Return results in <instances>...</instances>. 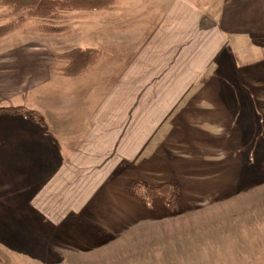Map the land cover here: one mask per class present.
Listing matches in <instances>:
<instances>
[{
  "label": "rangeland",
  "instance_id": "obj_1",
  "mask_svg": "<svg viewBox=\"0 0 264 264\" xmlns=\"http://www.w3.org/2000/svg\"><path fill=\"white\" fill-rule=\"evenodd\" d=\"M203 1L194 4L202 7ZM162 13L150 0H117L109 9L27 18L26 11L16 14L0 2V25L23 17L0 38V46L12 33L26 49L44 42L63 57L65 77L87 73L89 106L77 90L66 94L69 115L76 117L83 105L96 109L97 86L92 85L98 75L91 76L90 68L79 76L66 75L67 52L94 47L87 48L98 51L92 66L100 68L101 88L109 89L159 30ZM126 30L132 31L128 39L121 35ZM244 53L238 62L255 69L258 58L247 49ZM211 75L210 69L188 91L136 160L125 161L62 225L47 223L40 229L30 204H0V264H264V84L251 83L257 75L239 72L246 83L232 92L229 113L211 116L218 100L210 89ZM71 124L80 126L76 118ZM131 179L149 187L177 183L179 198L172 207L155 197L144 205L128 192Z\"/></svg>",
  "mask_w": 264,
  "mask_h": 264
},
{
  "label": "crops",
  "instance_id": "obj_2",
  "mask_svg": "<svg viewBox=\"0 0 264 264\" xmlns=\"http://www.w3.org/2000/svg\"><path fill=\"white\" fill-rule=\"evenodd\" d=\"M150 4L163 10L161 27L109 89L100 86V68L90 67L88 73L95 79L98 75L92 85L97 86V107L91 111L83 105L76 117L69 115L66 94L77 90L82 94L79 100L89 106L87 73L65 77L60 69L63 57L44 42L26 49L13 33L1 39L0 108L22 107L43 119L0 113L3 207L30 204L40 229L47 223L62 225L84 209L125 161L136 160L210 69L214 82L210 89L218 98L211 116L229 113L235 102L232 92L246 83L239 80V72L257 75L251 83L264 84V0H204L202 7L194 0H150ZM120 27L126 28L122 23ZM131 32L121 35L128 39ZM245 49L252 59L258 58L252 63L255 69L238 62L245 59ZM75 118L78 128L71 124Z\"/></svg>",
  "mask_w": 264,
  "mask_h": 264
},
{
  "label": "trees",
  "instance_id": "obj_3",
  "mask_svg": "<svg viewBox=\"0 0 264 264\" xmlns=\"http://www.w3.org/2000/svg\"><path fill=\"white\" fill-rule=\"evenodd\" d=\"M117 0H0L12 12L19 14L26 11L27 18L52 17L64 11H97L111 8ZM23 21L22 15L19 20L6 25H0V38L12 32ZM59 28H50L56 31ZM98 51L95 49H74L67 52L68 60L65 74L68 76H79L86 72L96 61ZM0 113L24 114L29 118L43 122V119L35 112L28 111L22 107L0 108ZM128 192L137 196L144 205L149 198H159L167 206L172 207L175 200L179 198V185L174 182L163 183L154 187L132 181L127 185Z\"/></svg>",
  "mask_w": 264,
  "mask_h": 264
}]
</instances>
